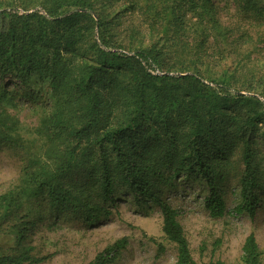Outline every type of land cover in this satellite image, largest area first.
Wrapping results in <instances>:
<instances>
[{
  "label": "trees",
  "instance_id": "16d2710c",
  "mask_svg": "<svg viewBox=\"0 0 264 264\" xmlns=\"http://www.w3.org/2000/svg\"><path fill=\"white\" fill-rule=\"evenodd\" d=\"M219 2L0 0V146L21 160L16 183L0 192V228L10 224L22 239L45 211L92 225L132 201L158 209L174 264H197L172 192L205 188V209L221 217L222 188L233 185L231 212L253 218L264 192L255 96L264 84V0ZM128 14L136 19L119 29ZM22 105L36 114L32 128L7 111ZM124 244L88 264H112ZM20 247L0 264L43 260ZM238 264H264L253 234Z\"/></svg>",
  "mask_w": 264,
  "mask_h": 264
},
{
  "label": "rangeland",
  "instance_id": "374dc122",
  "mask_svg": "<svg viewBox=\"0 0 264 264\" xmlns=\"http://www.w3.org/2000/svg\"><path fill=\"white\" fill-rule=\"evenodd\" d=\"M217 4L222 5L223 0ZM132 15L117 20L119 29L135 18ZM259 57L264 61V47ZM5 83L10 82L8 80ZM13 83L16 86L10 89L15 91L19 82ZM262 87V95L255 96L263 103L264 111V84ZM26 106L8 108L7 111L19 121L22 128L29 129L36 122V114ZM22 138L27 140L31 136L27 138L24 135ZM20 167L19 157L8 148L0 146V192L7 191L16 183ZM181 186L183 188L168 197L171 206L178 212V222L197 264H210L217 260L225 264H238L243 241L249 234H253L264 260V192L259 197L260 202L253 218H250L245 214L231 212L238 189L226 185L222 188L224 214L212 217L203 203L207 190L191 184ZM110 211L108 217L92 225H86L78 215L45 211L43 220L23 233L22 239L14 237V230L9 229L10 224H4L0 228V256L12 255L17 248L24 246L30 249V255L34 258H43L31 264H88L97 254L124 238V247L119 250L112 264H174L173 247L163 239L161 216L155 206L138 208L131 201L119 203Z\"/></svg>",
  "mask_w": 264,
  "mask_h": 264
}]
</instances>
